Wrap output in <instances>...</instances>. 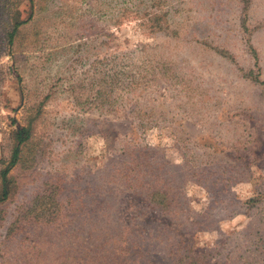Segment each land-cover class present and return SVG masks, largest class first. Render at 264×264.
<instances>
[{
  "label": "rangeland",
  "instance_id": "obj_1",
  "mask_svg": "<svg viewBox=\"0 0 264 264\" xmlns=\"http://www.w3.org/2000/svg\"><path fill=\"white\" fill-rule=\"evenodd\" d=\"M263 82L264 0H0V168L33 118L0 264L95 222L146 264H264Z\"/></svg>",
  "mask_w": 264,
  "mask_h": 264
},
{
  "label": "trees",
  "instance_id": "obj_2",
  "mask_svg": "<svg viewBox=\"0 0 264 264\" xmlns=\"http://www.w3.org/2000/svg\"><path fill=\"white\" fill-rule=\"evenodd\" d=\"M21 23L23 22L15 23L12 30L7 33L10 45H12L17 28ZM27 121L26 124L20 125L15 129L13 134L14 144L11 148L9 159L0 168V202L6 200L10 194L12 180L9 172L19 162L22 146L32 136L33 118H29ZM41 197L43 195H37L33 201L39 200ZM147 197L151 201L167 207L168 196L165 191L157 190L152 186V188H148L147 190ZM4 220L5 218H3ZM11 226L12 222L7 226L6 235H8ZM48 228L55 230L62 227L57 223L48 224L47 228L43 229L41 227L39 230L44 231ZM97 230L101 234L95 236ZM129 232L130 230L119 223L107 222L104 225H99L97 222L91 223V228L87 230L88 239H82L84 243H81L79 241L80 237L76 236L79 240L76 241L74 247L58 246L55 254H50L53 244L46 238L47 236L45 238L43 237L44 235L36 236L34 242L26 246V264H146L147 262L144 260L145 255L140 253L138 247L130 244ZM192 263H195L194 259Z\"/></svg>",
  "mask_w": 264,
  "mask_h": 264
}]
</instances>
